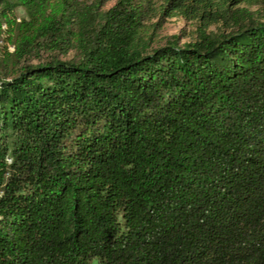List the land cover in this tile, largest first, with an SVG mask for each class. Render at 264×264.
<instances>
[{
    "label": "trees",
    "instance_id": "16d2710c",
    "mask_svg": "<svg viewBox=\"0 0 264 264\" xmlns=\"http://www.w3.org/2000/svg\"><path fill=\"white\" fill-rule=\"evenodd\" d=\"M110 1L0 0V264H264V0Z\"/></svg>",
    "mask_w": 264,
    "mask_h": 264
},
{
    "label": "rangeland",
    "instance_id": "374dc122",
    "mask_svg": "<svg viewBox=\"0 0 264 264\" xmlns=\"http://www.w3.org/2000/svg\"><path fill=\"white\" fill-rule=\"evenodd\" d=\"M115 0H111L108 6L112 5ZM58 6L57 1L51 6L52 10H55ZM187 28V30L192 29V23L186 21L184 18L173 17L168 19L167 23L165 24L164 28H162L161 33L162 35H167L171 33H179L182 28ZM13 49V46L12 48Z\"/></svg>",
    "mask_w": 264,
    "mask_h": 264
}]
</instances>
